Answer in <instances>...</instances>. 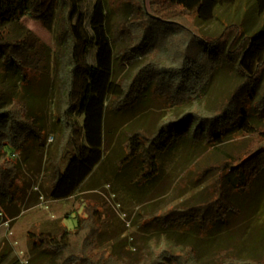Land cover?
I'll return each mask as SVG.
<instances>
[{"label": "trees", "instance_id": "1", "mask_svg": "<svg viewBox=\"0 0 264 264\" xmlns=\"http://www.w3.org/2000/svg\"><path fill=\"white\" fill-rule=\"evenodd\" d=\"M119 1L114 21L97 0L87 23L79 14L83 0L0 1V81L10 79L0 85V218L17 173L11 157L43 133L31 80L52 70L61 152L48 197L70 204L63 221L74 215L76 224L54 220L28 232L26 264H264V253L203 254L190 241L226 223L237 213L234 195L250 193L264 178V0H148V8L144 0ZM240 3L245 10L223 22L219 10ZM23 19L53 32L52 52ZM214 20L220 31L201 29ZM114 66L124 71L119 82ZM215 80L226 89L211 103ZM148 93L176 110L153 131H133L123 141L117 168L129 185L141 190L155 182L165 157L183 145L222 151V158L199 174H213L207 197L147 214L142 226L154 231L145 246L106 252L98 244L100 213L80 195L105 163L106 115L132 110ZM68 145L72 157L62 169Z\"/></svg>", "mask_w": 264, "mask_h": 264}, {"label": "rangeland", "instance_id": "2", "mask_svg": "<svg viewBox=\"0 0 264 264\" xmlns=\"http://www.w3.org/2000/svg\"><path fill=\"white\" fill-rule=\"evenodd\" d=\"M96 1L83 0L79 14L84 23L88 22ZM104 1L111 9V21H114L120 13L117 11L120 1ZM144 2L148 8V0ZM244 10V3L219 10L223 14L221 20L226 22L227 17L230 18ZM22 24L47 45L51 52L54 50L53 32L29 19H23ZM201 29L206 32H218L221 27L219 21L214 20L201 26ZM89 62L94 63V52L90 53ZM123 75L124 71L114 66L115 81L119 82ZM8 82L10 79L5 78L0 81V85L5 86ZM221 82L222 85L215 80L211 86V103L224 95L226 83L222 80ZM30 94L37 102L35 111L40 117L43 133L40 140L28 139L25 149L11 157L17 166V173L10 191L11 199L4 204L0 225V252L9 249L15 257L22 256V253V261H25V252L29 247L27 233L34 232L40 221L50 223L56 220L59 225L68 228L76 224L74 215L63 221V212L71 210L70 204L52 203L48 197L53 170L61 152L60 125L56 120L58 94L52 70L49 75H33ZM175 110L162 99L148 93L145 100L132 110L106 115L105 163L89 179L86 190L80 195V198L95 206L100 213L99 249L128 253L132 247L138 249L145 246L154 228L150 225L142 226L146 222L143 220L144 216L155 215L179 202H194L208 196V185L213 180V174L207 173L203 180L199 174L202 169L221 159L222 151L212 154L190 145L180 146L165 157L161 177L141 190L129 185L128 181L121 177L122 170L118 172L117 160L119 154L123 153V141L126 137L141 129L146 132L153 131L167 113ZM75 119L79 122L80 115H76ZM71 155L72 146L68 145L62 159V169L70 161ZM233 202L237 206V213L231 214L226 223L204 238H190L203 254L217 248L229 249L241 257L264 253V178L254 185L250 193L243 196L234 195ZM72 206L76 208L78 202H73ZM81 208L77 207L79 212Z\"/></svg>", "mask_w": 264, "mask_h": 264}, {"label": "crops", "instance_id": "3", "mask_svg": "<svg viewBox=\"0 0 264 264\" xmlns=\"http://www.w3.org/2000/svg\"><path fill=\"white\" fill-rule=\"evenodd\" d=\"M64 213L65 211L63 212V216L65 215ZM1 221H2V215L0 218V225H1ZM41 224L45 226L44 222L40 221V223L38 224L39 226L36 225V228H34L35 229L34 232L38 231V229L41 227ZM0 234H1V229H0ZM20 255L22 256L15 257L14 254L9 249H7L6 251H2L0 252V264H21V259L24 257V255L22 253ZM25 258L26 260L28 259V250L25 252ZM16 260L17 261L20 260L19 263L18 262L15 263Z\"/></svg>", "mask_w": 264, "mask_h": 264}, {"label": "built area", "instance_id": "4", "mask_svg": "<svg viewBox=\"0 0 264 264\" xmlns=\"http://www.w3.org/2000/svg\"><path fill=\"white\" fill-rule=\"evenodd\" d=\"M21 263H22V264H26L27 262H26V260H25V261H22V260H21Z\"/></svg>", "mask_w": 264, "mask_h": 264}, {"label": "water", "instance_id": "5", "mask_svg": "<svg viewBox=\"0 0 264 264\" xmlns=\"http://www.w3.org/2000/svg\"><path fill=\"white\" fill-rule=\"evenodd\" d=\"M1 1V0H0Z\"/></svg>", "mask_w": 264, "mask_h": 264}]
</instances>
